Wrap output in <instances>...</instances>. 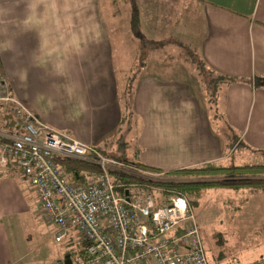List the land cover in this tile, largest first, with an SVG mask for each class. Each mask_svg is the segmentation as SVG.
Segmentation results:
<instances>
[{"label":"crops","instance_id":"obj_1","mask_svg":"<svg viewBox=\"0 0 264 264\" xmlns=\"http://www.w3.org/2000/svg\"><path fill=\"white\" fill-rule=\"evenodd\" d=\"M135 1L143 39L164 42L184 35L178 25L184 0ZM197 2L190 17L196 40L186 53L240 80L218 102L221 122L240 133L236 139L246 149L264 152V85L244 82L264 77V0ZM110 35L102 0H0V75L6 87L0 97L106 156L126 154L155 170L170 172L224 159L229 144L214 131L201 101L184 82L141 79L130 89L126 109L135 124L127 120ZM122 122L129 129L134 126L131 143L121 141ZM10 168L21 178L0 176V264H22L20 255L12 253L6 224L30 211V192L37 198L21 171ZM258 232L264 245V223ZM65 242L64 257L77 244L73 237Z\"/></svg>","mask_w":264,"mask_h":264},{"label":"built area","instance_id":"obj_2","mask_svg":"<svg viewBox=\"0 0 264 264\" xmlns=\"http://www.w3.org/2000/svg\"><path fill=\"white\" fill-rule=\"evenodd\" d=\"M11 101L20 123L0 129V167L15 166L27 178L41 213L56 227V242L70 237L85 242L69 256L71 264H208L186 198L176 193L162 198L150 185L164 180V171L106 156ZM58 159L84 162L96 171L85 183L72 182Z\"/></svg>","mask_w":264,"mask_h":264},{"label":"rangeland","instance_id":"obj_3","mask_svg":"<svg viewBox=\"0 0 264 264\" xmlns=\"http://www.w3.org/2000/svg\"><path fill=\"white\" fill-rule=\"evenodd\" d=\"M197 1H183L181 19L178 24L179 28L186 30L183 36L170 37L162 45L151 47L152 45L146 40H140L131 27L129 0H102L104 20L114 46V65L120 89L121 110L125 113L127 120L135 124L129 112H126L123 95L127 88L133 89L136 83L145 77L153 76L184 82L190 85L192 92L201 101L202 107L208 108L206 112L214 131L220 135L223 143L229 144L226 157L217 163L235 166L264 163V152L246 149L243 142H238L236 138L240 133L228 129L225 122L218 119L214 114L213 106L209 108L197 86L199 79L195 75L192 60L186 53L189 46L192 47L196 40L190 30L192 26L190 17L192 8L198 5ZM138 27L141 31L140 25ZM177 43L186 48H181ZM5 95L6 87L0 75V96ZM6 113L15 119L14 104L11 99L0 97V129L2 127L10 129L4 124L6 121L2 119ZM7 123L9 124V121ZM131 127L129 129L127 123L122 122L121 132L125 138L123 137L121 141L131 143L135 132L134 126ZM128 147L130 148L131 145ZM114 156L130 158L126 154ZM131 159L134 160V157ZM0 170L2 171L1 167ZM4 170L13 177H20L11 168ZM238 174L243 177L248 173H235V176H239ZM30 195V211L16 216L6 224L10 248L14 255H20L22 264L33 262L34 264H54L55 261L64 257L66 242L54 240L53 232L56 227L46 221L37 200L33 198L31 192ZM190 209L200 232L208 264H248L259 260L264 254V245L260 242L258 232L264 223V189L208 188L202 191L197 204ZM73 242L77 243L74 237Z\"/></svg>","mask_w":264,"mask_h":264},{"label":"trees","instance_id":"obj_4","mask_svg":"<svg viewBox=\"0 0 264 264\" xmlns=\"http://www.w3.org/2000/svg\"><path fill=\"white\" fill-rule=\"evenodd\" d=\"M130 2V13H131V27L136 33L137 37L140 40L143 39L139 31V17L138 10L136 7L135 0H129ZM146 42L152 46H160L163 42L160 41H147ZM166 42V41H164ZM190 58L192 60L193 67L195 68V75L199 79V90L205 98L206 103H208L209 108L213 106L214 114L218 119L222 120V114L218 108V102L223 97V91L231 84L240 82L234 77H229L226 75H221L209 67H207L204 62L197 57L192 52H189ZM251 83L255 88H259L261 85H264V77L255 76L253 80L244 81ZM125 107L126 109L130 108L131 104V92L127 88L125 90ZM222 96V97H221ZM208 109V108H207ZM206 108H203L204 113L206 114L208 120V111ZM6 121L7 128H17L20 120L19 118H11L10 115L6 113L2 117ZM9 121V124L7 123ZM3 128V127H2ZM121 160L127 163H133L140 167L148 168L143 165H140L138 162L132 159H126L123 157ZM119 158V159H120ZM58 164L68 179L72 182L85 183L87 181V174H91L96 169L87 163L80 162L73 159H58ZM10 168V167H9ZM153 169V168H149ZM155 170V169H153ZM246 172L243 177L235 176V173ZM8 176V173L3 169L0 170V176ZM165 178L162 181L151 182L150 185H153L159 189V195L162 198H166L169 195L176 193L184 196L187 200V204L190 207H193L197 204L203 190L213 187H222L230 188L234 190L250 188L252 190H263L264 189V163H257L251 165L235 166V165H222L221 163H207L201 166L184 168L176 171L165 172ZM118 179H127L125 176L117 173L115 175ZM260 176V177H259ZM179 232L177 231L176 234ZM85 242L81 239L77 240V247L68 251V256H73L76 251L81 252ZM248 264H264L263 259L253 261Z\"/></svg>","mask_w":264,"mask_h":264},{"label":"water","instance_id":"obj_5","mask_svg":"<svg viewBox=\"0 0 264 264\" xmlns=\"http://www.w3.org/2000/svg\"><path fill=\"white\" fill-rule=\"evenodd\" d=\"M64 264H71L69 256H65L63 259Z\"/></svg>","mask_w":264,"mask_h":264}]
</instances>
